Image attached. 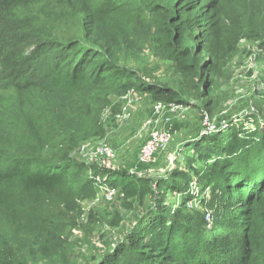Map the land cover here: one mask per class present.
<instances>
[{
	"label": "rangeland",
	"instance_id": "rangeland-1",
	"mask_svg": "<svg viewBox=\"0 0 264 264\" xmlns=\"http://www.w3.org/2000/svg\"><path fill=\"white\" fill-rule=\"evenodd\" d=\"M174 2L125 0L118 4L114 18L126 31L115 29L111 43H104L106 29L88 25L64 1L25 0L10 11L0 6L5 44L21 47L34 36H41L54 49L67 44L63 59L83 52L89 80L97 78L94 74L105 66V84L95 81L84 92L80 117L68 122L52 117L54 108L64 107L65 97L71 95L57 83L64 76V66L57 65L60 54L56 50L44 53L24 76L37 79L54 95L28 93L22 107V94L14 87L0 88V135L7 134L0 138V166L28 159L30 152L39 163H82L96 189L90 196L73 195L67 200L62 195L33 198L35 203L29 208L39 220L48 218L46 213L56 215V227L49 226L42 234L55 241L46 237L39 252L31 251L34 257L25 264H128L130 251L138 250L141 241L150 242L145 232L154 230L165 214L174 216L176 208L187 213L178 218L181 223L195 212H202L204 221L208 213L209 224L214 221L217 211L209 207L208 186L201 191L188 184L190 198L185 201L180 192L156 187L155 180L175 168L193 173L209 170L204 158L210 151L206 149L241 146L245 142H238V136L264 133L260 120L264 118V55L248 60L253 47L264 48V0H222L217 35L223 62L216 76L204 66L208 56L199 52L189 31L176 47L171 43L164 19ZM159 93L177 94V99H158ZM157 103L162 106L159 111L154 109ZM172 106L176 109L170 111ZM31 111L41 140L27 130ZM37 118L43 119L38 122ZM215 124H219L217 131H206ZM63 127L65 131H60ZM163 129H169L168 140L150 161L140 162L145 143ZM102 144L111 147V156L98 152ZM236 157L237 162L241 155ZM217 170L213 169L215 175ZM108 184L115 191L106 197L103 188ZM40 223L41 228L48 226ZM4 232L5 227L0 228V234Z\"/></svg>",
	"mask_w": 264,
	"mask_h": 264
},
{
	"label": "trees",
	"instance_id": "trees-1",
	"mask_svg": "<svg viewBox=\"0 0 264 264\" xmlns=\"http://www.w3.org/2000/svg\"><path fill=\"white\" fill-rule=\"evenodd\" d=\"M61 1L75 14L86 19L88 25L106 29L104 43L113 41L115 29L126 31V26L114 18L118 4L122 5L125 0ZM22 2L25 0H0V6L10 11L16 6H22ZM150 6L155 7L153 4ZM222 6V0H176L173 10L167 11L164 19L165 31L173 40L171 43L174 47L181 42L187 31L190 32L189 36L199 52L203 51L208 56L204 66H209L214 76L219 74L223 62V51L217 35V19ZM3 31L0 29V88L14 87L22 94L19 100L22 107L28 93L40 91L43 95H54V91L46 90L37 79L24 76L30 74L34 63H39L44 53L56 50L60 54L56 59L57 65L64 66V76L57 83L66 87L71 95L65 97L64 107L59 105V109L54 108L52 117L55 120L60 118L62 122L80 117L84 92L95 86V81L101 86L105 84L102 74L105 66L94 74L98 75L97 78L89 80L90 72L86 73L88 58L84 57L83 52H75L72 58L63 59L69 50L67 44L58 45L54 49L41 36L28 38L21 47L7 45ZM113 68L109 71L112 72ZM123 86L127 87L126 84ZM74 98H78L77 102ZM156 98L174 100L177 94L159 93ZM30 113L27 117L30 123L27 130L37 140H41V130L33 125L35 114L33 111ZM37 119L39 122L43 118ZM260 120L264 122V118ZM63 130L64 127L60 131ZM6 136V133L1 134L0 138L5 139ZM236 139L245 143L223 150H205L210 151L204 158L209 170L202 169L199 173H193L175 168L155 180L156 187L180 192L185 201L190 198L188 184L194 188L201 187V191L208 186L211 193L209 207L217 211L214 221L209 224L204 221L202 212H195L190 219L181 223L178 218L187 213L181 207L176 208L174 216L167 217L165 214L159 218L154 230L145 232L150 242L141 241L138 250L130 251L128 264H264V133L238 136ZM250 143H256L257 146L250 147ZM239 155L241 158L236 162V156ZM26 157L28 159L21 158L7 166H0V228L5 227V232L0 234V264H25L26 259L34 257L30 252H39L44 241L49 238L42 234H45L49 226L52 229L56 227L55 214L46 213L48 218H42L43 221L36 217L33 209L29 208L31 202H34L33 198L38 200L41 195H62L63 200H67V197L73 195L76 198L90 196L96 190L91 187L92 177L85 174L86 168L82 163H39L41 160L35 158L33 152ZM225 159L232 161L227 163ZM213 169H218L217 175ZM40 222H47L48 226L41 228ZM48 241L55 239L49 238Z\"/></svg>",
	"mask_w": 264,
	"mask_h": 264
},
{
	"label": "built area",
	"instance_id": "built-area-1",
	"mask_svg": "<svg viewBox=\"0 0 264 264\" xmlns=\"http://www.w3.org/2000/svg\"><path fill=\"white\" fill-rule=\"evenodd\" d=\"M252 53H250V56L248 58V60H251V59H255L259 54H262L264 55V48L262 47H253V50H251ZM154 109L155 111H159L162 109V106H160L159 103L155 104L154 105ZM176 109V106H172L170 107V111ZM147 124H149V121H146ZM215 125H212L210 128H208L206 131H210L211 133V129L214 128L215 131L218 130V126L215 127ZM221 129V128H219ZM169 138V129H163V130H159L158 132L156 133H153L150 137V139H148V141L145 143V145L143 146V149L141 151V155L139 156V161L140 162H147V161H150L154 155V151L160 147V146H163L165 144V142L168 140ZM97 150L100 154H102L104 157H108V156H111L112 155V149L109 145H106V144H102L100 146L97 147ZM192 189H195L193 186H192ZM104 190V196L108 197L107 195H111L115 189L113 186H104L103 188ZM209 219V214L206 213L205 214V220L208 221Z\"/></svg>",
	"mask_w": 264,
	"mask_h": 264
}]
</instances>
